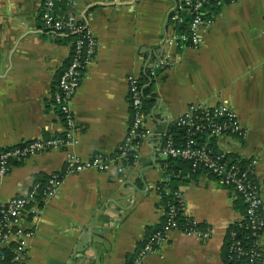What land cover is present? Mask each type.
<instances>
[{
	"label": "crops",
	"instance_id": "1",
	"mask_svg": "<svg viewBox=\"0 0 264 264\" xmlns=\"http://www.w3.org/2000/svg\"><path fill=\"white\" fill-rule=\"evenodd\" d=\"M42 2L0 0V150L63 133L53 94L72 39L43 30ZM171 5V0H73L71 10L88 25L96 47L72 99L77 141L70 151L83 159L115 156L131 119L129 76L148 89L146 126L152 134L141 142L136 163L122 172L111 167L65 175L55 195L37 205V215L22 221L33 235L21 264H129L163 221L158 186L167 158L158 133L192 103L225 102L245 125L244 140L221 137L217 144L256 160L264 198V0L213 9L197 49L166 43L177 32ZM162 56L169 63L148 74V62ZM65 159L64 149H51L12 160L0 177V203L61 170ZM180 186L183 214L194 230L171 231L143 264H226L227 232L243 214L239 199L203 174ZM262 208L264 213V202ZM262 248L264 264V233Z\"/></svg>",
	"mask_w": 264,
	"mask_h": 264
},
{
	"label": "built area",
	"instance_id": "2",
	"mask_svg": "<svg viewBox=\"0 0 264 264\" xmlns=\"http://www.w3.org/2000/svg\"><path fill=\"white\" fill-rule=\"evenodd\" d=\"M171 1L170 18L174 20V24L181 23L184 15H187L190 20L186 32L172 33L167 36L166 43L183 44L197 49L203 42V29L208 28L213 20V14L206 7L208 5L220 7L237 0ZM72 3L73 0H43L40 11L43 30L56 35L74 36L68 63L58 77L57 90L53 94V106L59 111L64 122L63 133L45 139L21 142L0 150V177L7 173L12 160L24 159L35 153L51 149H64L66 152L65 163L61 170L52 172L44 183L34 182L25 194L13 196L0 203V247L14 243L12 256L7 264H21L25 260L28 240L32 237L33 230L24 228L22 221L26 216L37 215L39 212L37 205L55 195L65 175L89 169L106 171L111 167L122 172L127 164L136 163L141 142L152 134L146 126L147 112L144 105L146 84L135 76H129L127 81L131 119L122 145L115 156L97 153L90 158L83 159L70 151L77 141L76 121L71 108L72 99L96 47V41L88 25L71 10ZM168 63L163 56L154 59L151 63L148 62V74L153 75L155 70ZM168 122L170 125L185 129L188 138L184 144H176L168 128L158 133L162 139L161 151L166 158L190 162V172H197L216 179L230 188L245 204L241 219L233 224L246 233L245 240L236 238L239 231H229V259L246 257V264H262L264 198L255 173L256 160H249L243 167L230 164L224 158L226 152L222 150V153H215L205 143L197 144V139L193 138L197 135H206L207 138L239 136L240 139H245L247 128L225 102L209 106L200 103L189 104L182 114ZM163 168L164 176L158 186V189L162 187L161 197L166 198L162 226L144 240L139 254L130 264H143L147 254L156 251L168 239L171 231L194 230V225L183 214L182 187L172 189L169 186L171 181L185 177L187 173H184L182 169L169 168L166 163ZM180 213L184 215L185 224L179 223ZM2 257L0 253V259Z\"/></svg>",
	"mask_w": 264,
	"mask_h": 264
},
{
	"label": "trees",
	"instance_id": "3",
	"mask_svg": "<svg viewBox=\"0 0 264 264\" xmlns=\"http://www.w3.org/2000/svg\"><path fill=\"white\" fill-rule=\"evenodd\" d=\"M206 9L209 10L210 13H212L213 9H216V7L208 5L206 7ZM189 20H190L189 17L187 15H184L183 16V21L181 23H179V24H175V27H176L177 32H186L187 25H188ZM65 37H68V38H71V39L74 38V36H65ZM61 39H65V38H61ZM71 47H72V44H71ZM144 94L147 97V95H148V89H144ZM150 104H151V101L148 100L146 102V98H145L144 105H145V111L146 112L148 111V107L150 106ZM168 130L173 135V138H174L176 144H184L185 141L188 138V135L185 132V129H183V128L179 127V126H176V125H172L171 124L168 127ZM229 137H231L232 139L240 140V141L241 140H244V139H240L239 136H229ZM193 138H196L197 139L196 140V143L197 144L205 143L208 147L212 148V150L215 153H222V150L218 147V144H217V140L218 139L217 138H215V137L207 138L206 135H202V136L197 135L195 137L193 136ZM224 158L230 164H236V165L241 166V167H243L244 165H246L248 163V161H249V159H243L240 156H238L237 154H234V153H231V152H226L225 155H224ZM165 163L168 164V167L169 168L182 169V171L184 173H187V176L180 177V178H176V179H174L173 181L170 182L169 186L172 189H176V188H178V186L184 184L188 179H190V176L192 177V176H194L196 174H200V173H197V172H190L189 171L190 162L185 161V160L174 159V158H167V161ZM47 178L48 177H46L45 179L44 178L43 179L42 178H39L42 181L41 180H37L36 182L44 183L47 180ZM161 189H162V187H160L159 192L162 191ZM237 198L239 199V202L243 206V212H244L245 204H244L243 200L239 196ZM162 199H163V205H165V200H166L165 196H164V198L162 197ZM162 223H163V221H162ZM162 223L160 224V226L155 231H157V230H159L161 228ZM179 223H181V224H185L186 223V220L184 219V215H182V213L179 214ZM230 230L239 231L236 238H238V239H244L245 240L244 237H245V234L246 233L243 232L241 229H238L236 227V225L231 226L229 228L228 232H227V239H226V243H225V249H224V252H223V259H224V261H225L226 264H246L247 263L246 262L247 261V258L246 257L236 258V259H233V260L229 259L228 244H229L230 238H229V234L228 233H229ZM148 236H146V238ZM144 240H143V243H144ZM143 243H142V245H143ZM13 245H14V243L11 242L6 247H0V253L3 255V257L0 259V264H7V262L9 261V259L12 256V247H13ZM142 245H141V247H142ZM141 247L135 251V254L132 257L131 261L137 257V255L140 252ZM131 261H130V263H131Z\"/></svg>",
	"mask_w": 264,
	"mask_h": 264
},
{
	"label": "rangeland",
	"instance_id": "4",
	"mask_svg": "<svg viewBox=\"0 0 264 264\" xmlns=\"http://www.w3.org/2000/svg\"><path fill=\"white\" fill-rule=\"evenodd\" d=\"M216 180V179H215Z\"/></svg>",
	"mask_w": 264,
	"mask_h": 264
}]
</instances>
